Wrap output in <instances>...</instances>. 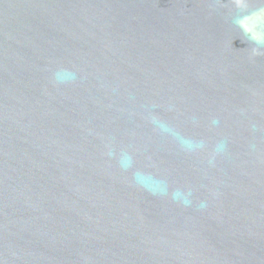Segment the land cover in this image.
<instances>
[{
	"label": "water",
	"instance_id": "obj_1",
	"mask_svg": "<svg viewBox=\"0 0 264 264\" xmlns=\"http://www.w3.org/2000/svg\"><path fill=\"white\" fill-rule=\"evenodd\" d=\"M0 264H264V0H0Z\"/></svg>",
	"mask_w": 264,
	"mask_h": 264
}]
</instances>
